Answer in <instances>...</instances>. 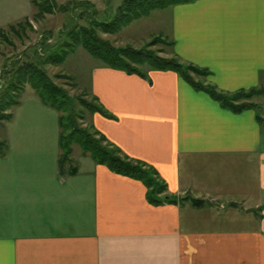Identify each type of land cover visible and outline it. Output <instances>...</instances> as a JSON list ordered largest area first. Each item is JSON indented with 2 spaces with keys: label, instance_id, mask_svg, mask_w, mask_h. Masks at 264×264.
Masks as SVG:
<instances>
[{
  "label": "crops",
  "instance_id": "obj_1",
  "mask_svg": "<svg viewBox=\"0 0 264 264\" xmlns=\"http://www.w3.org/2000/svg\"><path fill=\"white\" fill-rule=\"evenodd\" d=\"M164 10L173 52L206 69L208 83L224 93L264 85V0ZM149 16L123 29L137 37L133 24ZM89 71L92 97L113 116L93 114L94 128L152 166L169 194L202 202L150 204L142 182L77 145L60 167L58 112L11 111L0 264H264V94L234 112L171 71H149V82L97 60Z\"/></svg>",
  "mask_w": 264,
  "mask_h": 264
},
{
  "label": "trees",
  "instance_id": "obj_2",
  "mask_svg": "<svg viewBox=\"0 0 264 264\" xmlns=\"http://www.w3.org/2000/svg\"><path fill=\"white\" fill-rule=\"evenodd\" d=\"M193 1L195 0H121L115 13L111 17L106 15L105 20L95 18L97 12L88 1L77 3L75 7L82 10L80 13L82 18H85L90 9H92L93 17L86 19L87 25L85 26H72L63 34H58V41L53 46L48 45V39H42L40 42L41 51L38 54L35 51L39 65L37 63H23L16 67L8 86L0 94V123L11 118L8 111L18 104L19 95L22 93L25 84H28L37 93L44 105L59 113L60 167L70 161L72 146L77 145L97 165L105 166L115 174L142 182L147 189L146 196L150 204H176L189 200L194 206H199L201 200L189 199L188 197L176 198L169 194L166 183L152 166L125 155L97 131L92 123L86 127L79 125L78 119L82 121L84 116L82 113L75 114V111L72 110L71 106L73 107L74 101L79 102L91 116L95 113L109 119H112L113 116L94 97H92L94 103L78 98L71 99L68 93L54 84L46 71L40 67V65H62L76 48L81 47L93 59L101 62L105 68L122 71L128 75H137L148 82L150 81L149 71H171L195 90L207 92L214 100L234 112L253 107L254 104L251 99L264 94V85L249 90L224 93L206 81L208 76L206 69L182 62L174 52L171 58H163L145 48L134 49L130 46H113L98 35V32L115 34L133 21L147 16L153 11ZM32 3L37 9L34 15L35 21L42 20L46 14H52L55 10H60L53 0H32ZM25 23L28 21L26 20ZM17 27L23 29V24L18 23ZM10 30L15 34L18 32L15 26H10ZM161 37L160 35L154 37L146 47L155 45ZM0 40L7 41L6 34L2 29H0ZM170 45L172 46L173 43L170 42ZM145 67L147 68L144 69ZM195 76L202 80L196 81ZM57 78L71 80V77L65 75L57 76ZM4 149L5 145L0 141V155L4 154Z\"/></svg>",
  "mask_w": 264,
  "mask_h": 264
},
{
  "label": "rangeland",
  "instance_id": "obj_3",
  "mask_svg": "<svg viewBox=\"0 0 264 264\" xmlns=\"http://www.w3.org/2000/svg\"><path fill=\"white\" fill-rule=\"evenodd\" d=\"M53 1L60 10H55L52 14H46L42 20L35 21L34 15L37 9L31 4L30 0H3L1 6L2 21H0V26H4L6 23H11V25H5L2 28L6 34L7 41L4 42L0 40V94H2L8 86L13 72L18 65L23 63H37L39 65L35 51L37 54L41 51L40 42L42 39H48V45L53 46L58 41V34H63L64 31H67L72 26L87 25L86 19L93 17L92 9L88 11L85 18H82V16H80L82 10L75 7L77 3L88 1L97 12L95 18L105 20L107 18L106 15L111 17L115 13L121 0ZM168 15L169 10H164L163 12L158 10L151 12L150 16L142 20V22L141 20L136 21V24L133 25L142 26L137 37H133L132 35L137 33L135 31L140 30L135 26H130L131 28L127 30L122 29L115 34L98 32V35L116 47L130 46L134 49L145 48L148 51L154 52V54L159 57L171 58L173 46L170 45L171 40L166 37V35H168L167 31L169 30ZM26 20L28 23H25ZM18 23L23 24V29L17 27ZM10 26H15L18 31L17 34L10 30ZM159 35L162 37L155 45L146 47L154 37ZM94 62L95 60L86 51L78 47L74 53H71L67 57L64 64L57 66L40 65V67L46 71L54 84L63 88L68 93L71 99L78 98L94 103L91 92L87 87L90 74L89 69ZM146 68L147 67L144 69ZM56 75L60 77H62V75L69 76L71 80L57 78ZM194 78L196 81L202 80L196 76ZM20 98H22L21 100L23 101L22 108L17 109V107H13L8 111L10 114L11 111H56L50 107L49 110L42 107L43 105H41L37 93L28 84H25L22 93L19 95V100ZM73 104L71 108L75 111V114L82 113L84 116V120L81 121L78 119V124L82 127H86L92 122L91 115L79 104V102L74 101ZM57 115H59V113ZM8 121L9 120L0 123L1 142L8 140L7 131L10 127V122Z\"/></svg>",
  "mask_w": 264,
  "mask_h": 264
}]
</instances>
